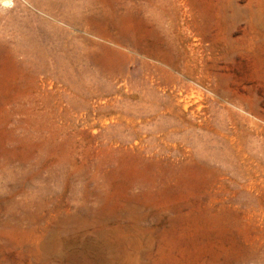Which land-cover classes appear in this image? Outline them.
<instances>
[{
    "label": "rangeland",
    "instance_id": "1",
    "mask_svg": "<svg viewBox=\"0 0 264 264\" xmlns=\"http://www.w3.org/2000/svg\"><path fill=\"white\" fill-rule=\"evenodd\" d=\"M6 1L0 264H264V0Z\"/></svg>",
    "mask_w": 264,
    "mask_h": 264
},
{
    "label": "bare ground",
    "instance_id": "2",
    "mask_svg": "<svg viewBox=\"0 0 264 264\" xmlns=\"http://www.w3.org/2000/svg\"><path fill=\"white\" fill-rule=\"evenodd\" d=\"M6 2L10 3L11 0H7ZM48 253H50V252H48ZM108 254L109 253L104 246H102L99 243H96L94 241L90 242L89 247L85 251H82V255H84L83 260L86 262H90V264H108V261L110 258V255H108ZM48 255H50V254H48ZM53 262H55V261H53ZM53 262H51V263H53Z\"/></svg>",
    "mask_w": 264,
    "mask_h": 264
}]
</instances>
